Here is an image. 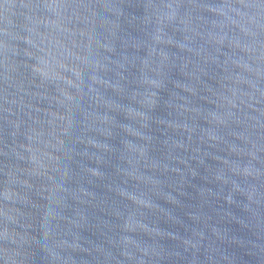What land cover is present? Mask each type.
<instances>
[{"label":"water","instance_id":"obj_1","mask_svg":"<svg viewBox=\"0 0 264 264\" xmlns=\"http://www.w3.org/2000/svg\"><path fill=\"white\" fill-rule=\"evenodd\" d=\"M0 264H264V0H0Z\"/></svg>","mask_w":264,"mask_h":264}]
</instances>
